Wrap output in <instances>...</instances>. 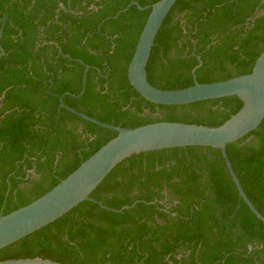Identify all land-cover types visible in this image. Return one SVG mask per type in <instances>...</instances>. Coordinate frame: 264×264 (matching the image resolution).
<instances>
[{
    "label": "trees",
    "instance_id": "1",
    "mask_svg": "<svg viewBox=\"0 0 264 264\" xmlns=\"http://www.w3.org/2000/svg\"><path fill=\"white\" fill-rule=\"evenodd\" d=\"M157 1L0 0V217L46 194L117 135L61 108L64 94L74 111L128 129L216 127L241 108L234 96L156 105L131 87L127 68ZM263 51L264 0H177L155 37L147 80L161 90L225 81L249 74ZM226 153L264 217V120ZM27 258L264 264V224L239 197L219 150L165 149L122 161L88 200L0 249V261Z\"/></svg>",
    "mask_w": 264,
    "mask_h": 264
},
{
    "label": "water",
    "instance_id": "2",
    "mask_svg": "<svg viewBox=\"0 0 264 264\" xmlns=\"http://www.w3.org/2000/svg\"><path fill=\"white\" fill-rule=\"evenodd\" d=\"M176 1L159 0L150 7L127 68L129 84L141 97L156 105L180 106L234 96L242 103L241 108L216 127L161 121L128 129L104 124L76 112L63 103V96L66 94L60 96L58 100L61 108L95 125L116 131L117 135L46 194L1 216L0 249L42 229L88 200L96 187L122 161L141 153L173 148L209 147L219 150L239 197L264 224V217L244 193L226 153V145L246 137L264 120V51L256 59L249 74L220 82L194 84L178 90L155 88L147 80L146 65L157 32ZM2 54L0 49V56ZM198 61V65L191 72L192 75L201 66L199 58ZM86 71L87 67L83 73L81 92L75 97H79L84 91ZM129 208L125 206L121 210ZM0 264L60 263L42 258H27L0 261Z\"/></svg>",
    "mask_w": 264,
    "mask_h": 264
}]
</instances>
